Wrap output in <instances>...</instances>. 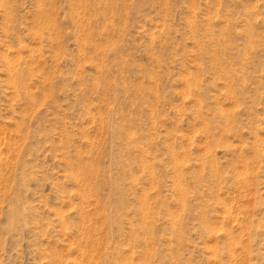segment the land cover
<instances>
[{"label":"rangeland","instance_id":"1","mask_svg":"<svg viewBox=\"0 0 264 264\" xmlns=\"http://www.w3.org/2000/svg\"><path fill=\"white\" fill-rule=\"evenodd\" d=\"M0 264H264V0H0Z\"/></svg>","mask_w":264,"mask_h":264}]
</instances>
